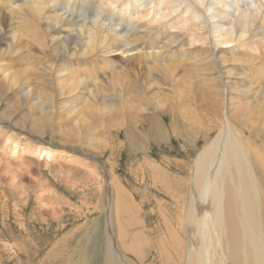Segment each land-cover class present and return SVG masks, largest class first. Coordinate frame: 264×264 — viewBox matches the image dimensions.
<instances>
[{
  "label": "bare ground",
  "instance_id": "1",
  "mask_svg": "<svg viewBox=\"0 0 264 264\" xmlns=\"http://www.w3.org/2000/svg\"><path fill=\"white\" fill-rule=\"evenodd\" d=\"M220 4L221 8H215ZM230 9L239 11L233 22L229 20L234 16ZM215 19L218 20L213 23ZM19 36L27 40L24 51L18 47ZM230 45L229 49L223 48ZM117 54L129 66L134 62L143 64L139 72L144 70L147 78L140 77L136 69L123 67L124 63H116L113 57ZM11 57L16 60H10ZM240 62L245 66L233 68ZM145 64L150 65L145 68ZM183 67L189 69L183 71L186 84H183L184 90L178 86L179 95L185 90L187 94H194L193 81L197 80L202 87L199 89L228 102L231 94L228 74L240 70L243 79H236L241 80L239 93L236 92L243 99H249V103L243 101L233 115H227L229 110H226L227 116L223 110L222 114L219 110V115L215 114L220 119V130L189 162L184 190L180 183L176 185L185 192L183 201L181 197V201L174 200L176 204L182 203L180 218L172 221V217L169 220L167 214L162 215L164 229L159 231L161 225L153 226L156 235H149L148 239L140 232L131 235L123 232L117 222V241L114 228L108 222L98 264H133L126 261L129 253L138 264H147L146 252L155 253L157 262L152 264H264V140L257 145L258 140L255 143L251 139L264 136V0H0V158L5 154L18 160L25 154H35L39 160L54 159L51 145L42 140L43 136L32 132L55 133L58 128L53 126V119L59 110L78 118L73 123L70 121V131L65 129V138H62L66 144L80 146L82 142L93 147L96 139L91 131L80 130V124L89 122L88 115L94 111L102 118L122 114L125 104L120 100L119 90L129 83L153 82L165 86L177 80L176 71ZM39 71L52 80V86L55 82L58 84V95L52 93L54 89L50 92L45 86H32L27 77ZM193 72L199 73V77L192 76ZM106 76L108 83L104 82ZM139 90H136L137 97L133 96L136 104L130 105L135 112L133 126L141 125L145 116H155L159 111H162L159 116L165 114L168 101L167 95L159 93L147 99L149 95L145 97L146 93ZM65 91L69 96L78 93L70 104L60 100L62 95H67ZM254 110L256 116L251 114ZM22 113L38 116L35 124H31L33 128L27 124L20 129L15 127L13 119H3V114ZM102 124L107 128V123ZM247 125L254 128L251 136L243 135ZM14 129L18 132H11ZM31 145L35 147L33 151L29 149ZM76 151H71L72 155ZM67 153L68 157L72 156ZM82 156L88 161L94 160L92 156ZM105 191L107 195L109 190ZM117 207L120 221L126 209ZM77 250L81 249H74L72 254ZM83 254L70 264H93V259Z\"/></svg>",
  "mask_w": 264,
  "mask_h": 264
},
{
  "label": "rangeland",
  "instance_id": "2",
  "mask_svg": "<svg viewBox=\"0 0 264 264\" xmlns=\"http://www.w3.org/2000/svg\"><path fill=\"white\" fill-rule=\"evenodd\" d=\"M224 1L228 2L230 0ZM221 7L222 4L215 8ZM230 11L234 16L229 20L231 21L232 19L233 22L235 18L239 16V14H237L239 11L234 9H230ZM214 13H216V11H214ZM216 20L218 19L213 20V23ZM20 37L21 36H19L17 40L18 47L24 51L26 48L24 44L27 40L24 37ZM223 48L229 49L231 45L229 47L227 46V48L223 46ZM21 50H19V52ZM240 56L241 55H236L235 57L239 58ZM19 58L22 59V57ZM113 58L118 64L124 63L121 54H117ZM9 59L12 61L16 60L15 57ZM29 60L30 58L28 61ZM135 63L136 62L130 64V66L124 63L125 65L123 64L122 66L136 69L140 77L146 79L147 74L145 71L142 70L139 72L143 64ZM149 65L150 64H145V68L149 67ZM238 65L245 66V64L240 62L239 64L235 63L233 68H238ZM230 67L231 66L228 65V68ZM187 68L188 67H183L178 69L175 75L177 80L171 83L168 82L165 86L154 84L153 82L143 83L141 79L142 83H135V85L129 83L125 88L123 87L122 90H119L121 93L120 100L125 104L122 114H114L112 116L106 115L102 118L100 114L98 115L97 111H94L91 116L88 115L89 122L86 124L84 123L85 125L80 124L83 128L80 127V130L82 132H85L86 129L91 131L93 137L97 140H94V146H97L96 149L94 146L90 147L87 144L83 145L82 142L80 146L76 144H66V139H64L65 129L70 131L72 128L70 123H73L78 118L75 114H65L63 110L58 109L61 113H64L61 114L58 111V115L56 114L54 116L55 119H53L54 125L51 122L53 126H57L58 128L55 130V133L42 131V133L45 134L43 135L42 133L32 132L34 133L32 135L43 136L42 140H45L46 143L51 145L53 151L51 154L54 158L52 159L53 161L51 160L48 162L47 160L41 159L40 161L38 156L37 158L34 156L35 154L33 156L32 154H30L31 156L29 154L23 155L25 156L23 157L25 160L23 158L13 160L8 156L5 157V154H3L2 158H0V264H51V262L52 264H64L66 261H68L66 264H70L76 261L82 253H84L83 255L87 253L88 258L93 259V264H98L100 261L98 255L102 250L104 232L105 229H107L106 226H108V222H110L112 228H114L115 240L117 241L118 223L121 225V228L124 229L123 232H130V235L140 232L144 238L148 239L149 235H156L154 233L155 231H152L154 227L161 225L159 231L164 229V224L162 222L164 214H167V217L169 216V220L172 217V221H175L174 219L177 217L180 218L178 215L181 216L182 209L180 207H182V203L176 204L177 201L174 200H180L182 198L183 201L185 197V192L183 190L187 182L185 176H187L189 170V162H191L198 151L204 147L205 143L215 137L216 133L220 130L218 126V121L220 119L216 118L215 114L216 116L219 115V113H217L218 110L222 114L223 110V115L229 116L232 112L233 114L237 113L238 110L236 109L239 107V104L243 105V101L246 104L247 102L249 103V99H243L236 92L238 91L239 93L240 86L238 87V82L241 81L236 79H243V75H241L243 73L240 70H230L231 73L228 74L231 76L240 73V76H242L233 75V77L231 76L232 78L229 76L230 85H228V87L230 88L229 91L231 94L228 96V102L227 100L223 101L220 97L215 98L211 93L199 89V87H202L200 83L198 85L197 80V82L193 81L194 83L196 82V84L193 83L195 86V89H193V92H195L194 94H187L185 90L184 94L179 92V95L176 91L180 89L179 87L182 88L183 84H186L184 82L186 81L184 72ZM198 75L199 73L197 72L192 73V76H197V78L199 77ZM27 78H29V82H31L32 86L35 87L37 85V88L45 86L50 92L54 89L55 92L52 91V93L55 96L58 95L56 90V88L59 89L58 84L55 82L52 86L53 82H50L52 80L48 76H44L42 72L36 73V75L32 73L30 77ZM100 79L102 80L104 77ZM104 82L108 83L107 76ZM173 85L177 86L174 87ZM106 88L109 89V84L106 85ZM139 88L141 90H139ZM134 89L137 91L139 90L140 93L145 92V97L149 95L146 97L147 99L153 97L155 93H159L161 96L167 95L168 101H166L170 102V104L166 102L165 114L160 115L164 117L160 118L159 113H162V111H159L155 116L150 117L149 115L142 118L141 125L133 126L135 122V112L130 105L133 103V105L136 104V99L134 97L135 95L137 97V91ZM181 90L184 89L182 88ZM131 91L134 95H131ZM64 93L67 95H62L60 100L65 103L74 101L72 97L78 94L76 92L69 96L66 91ZM177 94L181 98L178 97ZM126 97L129 99L127 100ZM214 101L217 103L215 102V104ZM57 105L59 108V104ZM212 109L215 110V113H213ZM226 110H229L230 113ZM95 113L97 115H95ZM251 114L256 116V110ZM23 115L24 113L16 114L15 116L3 114V119L8 120L11 118L13 119L15 127L24 129V127L28 126L27 124H35L38 117L26 113L24 116ZM19 116L20 118H18ZM106 118L107 121L105 120ZM102 123H107V128L104 127ZM175 123H177V125ZM215 123H217V125ZM244 123L246 124L247 122ZM62 126L64 127L62 128ZM99 126L102 127L100 128ZM256 127L258 128L257 125ZM151 128L153 130H151ZM250 128L247 125L243 135L246 134L247 136H251L253 133L252 129L254 130V128H252L251 125ZM99 130L102 131L100 132ZM16 131L17 130L14 129L11 132ZM61 131H63V133ZM52 133L54 134L52 135ZM54 138L58 141H55ZM254 138L255 136L253 138L251 137L255 143L256 140H258L256 143L257 145H259V143L261 144V141L264 140L262 134L260 139L255 138L254 140ZM31 146L29 149L33 151L35 147L34 145ZM75 150H77L76 152L78 153L72 155L71 151ZM68 151L71 153V157H68L70 156L67 153ZM82 154L92 156L94 160L90 161L89 159L88 161L84 159ZM8 158L11 160L10 163H8L9 160L7 163L4 161ZM29 159L32 160L28 162ZM55 160L58 162L56 163ZM17 163L22 164H18V166ZM12 164L14 165L12 166ZM43 165L45 166L43 167ZM151 165H153V168ZM160 170L161 172H159ZM162 176L165 177L162 178ZM161 179H164V182H161ZM154 180L157 185H155V182L153 183ZM261 181L263 182L262 176ZM178 183L183 186V190L176 186ZM108 184H110V186ZM116 186L119 190L116 189ZM105 190H109L107 195L105 194ZM119 205L122 209H126L125 214L123 213V220L125 222L123 220L118 221L119 214L116 210H118L117 206ZM108 217L109 219H107ZM161 218L162 220H160ZM132 219H135L136 222ZM121 221H123V223ZM159 235L160 234H157V236ZM156 238L154 240H156ZM76 248L81 250H77L76 254H72ZM146 254L149 256L146 258L147 264H152V261H156L154 260L155 253L146 252ZM127 256L128 258H126V261L138 264L133 254L129 253ZM129 259H131V261ZM48 260L51 261L49 262Z\"/></svg>",
  "mask_w": 264,
  "mask_h": 264
}]
</instances>
